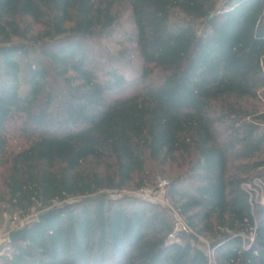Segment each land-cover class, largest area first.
Instances as JSON below:
<instances>
[{
  "label": "trees",
  "instance_id": "16d2710c",
  "mask_svg": "<svg viewBox=\"0 0 264 264\" xmlns=\"http://www.w3.org/2000/svg\"><path fill=\"white\" fill-rule=\"evenodd\" d=\"M123 12L118 58H141L137 86L89 46ZM262 88L264 0H0V212L63 203L0 264H264V205L245 187L264 170V109L250 103ZM15 121L35 133L5 163ZM176 160L168 194L195 237L154 203L83 199Z\"/></svg>",
  "mask_w": 264,
  "mask_h": 264
},
{
  "label": "rangeland",
  "instance_id": "374dc122",
  "mask_svg": "<svg viewBox=\"0 0 264 264\" xmlns=\"http://www.w3.org/2000/svg\"><path fill=\"white\" fill-rule=\"evenodd\" d=\"M125 13V12H123ZM122 28H118L117 31L113 34L111 38H99L96 41H92L89 46L94 47L96 51L102 50L104 53L109 55L108 61H106L105 66L109 67L112 63H114L125 75L127 82L132 84L131 86H137L140 79L141 73L143 71V61L141 58L135 54L133 58L130 59H120L118 58V52L126 46H129V43L126 40V29L129 28V20L127 17V13L123 15L122 18ZM37 29V28H36ZM22 74L23 81L26 75L25 72V61L22 60ZM261 93V102H250L256 106L262 107L264 109V88L260 90ZM23 124L21 121L12 122L8 129V147H7V157L6 162L9 163L13 154L19 151L22 148H25L29 145L30 140L33 138L35 130L29 128L26 132H24L22 128ZM62 134V129L58 132ZM0 163H2L0 161ZM183 163H180V160H176L172 163H167L165 165L153 164L149 167V172L153 174V179L148 181L144 186H140L139 179H134L129 182L124 189H113V188H104L99 194L93 195L88 198L83 199H94L99 195H106L109 197H113L115 199L128 197L130 199H142L144 201H148L150 203H154L158 208L166 213L169 219L173 222L176 231H180V226L186 221L180 214L177 212V209L173 205V201L169 196V187L173 179L183 176L185 173V168ZM107 163L99 162V161H91L90 163H86L85 167L90 169H98L99 171L107 174L111 170L108 167ZM7 166L0 167V193H7L6 189V179H7ZM167 181L168 186L165 189V194H161V186L162 181ZM147 188L150 190V194L152 197L143 199L137 196V193L140 189ZM249 190L252 191V197L255 204L264 205V170H261V176L256 177L252 182L247 186ZM82 198L71 199L68 203H76L81 201ZM63 203H53L51 206L42 208L40 205L32 210V213L26 217L21 216L19 212H14L10 210L6 205H3L0 212V250L6 249L10 244L9 236L12 232H16L24 229L31 221L39 218L42 215L48 213L52 208L62 205ZM187 224V223H186ZM180 232H183L182 230ZM191 233H193L191 231ZM200 242L204 245L206 251L212 255L213 250L211 249L209 238L206 236H201L199 238Z\"/></svg>",
  "mask_w": 264,
  "mask_h": 264
},
{
  "label": "built area",
  "instance_id": "2783aa9c",
  "mask_svg": "<svg viewBox=\"0 0 264 264\" xmlns=\"http://www.w3.org/2000/svg\"><path fill=\"white\" fill-rule=\"evenodd\" d=\"M249 184L245 185V187L247 188ZM161 186V194H165V189L167 188L168 186V182L165 180V181H162V183L160 184ZM248 189V188H247ZM249 190V189H248ZM137 196L140 197V198H143V199H146V198H149V197H152V195L150 194V190L147 189V188H142L138 191L137 193ZM180 229L183 231V232H186V233H190L191 234V229L190 227L184 223L180 226ZM180 230V231H181Z\"/></svg>",
  "mask_w": 264,
  "mask_h": 264
},
{
  "label": "water",
  "instance_id": "95a60500",
  "mask_svg": "<svg viewBox=\"0 0 264 264\" xmlns=\"http://www.w3.org/2000/svg\"><path fill=\"white\" fill-rule=\"evenodd\" d=\"M214 17V14L210 17L211 19ZM53 213V211L46 213L45 215H42L39 217L40 221H44L45 219H47L51 214ZM27 228H24L22 230L16 231V232H12L9 236L10 242L15 243L17 241H20L23 239L24 234L26 233ZM192 237H195V235L193 233H191Z\"/></svg>",
  "mask_w": 264,
  "mask_h": 264
}]
</instances>
